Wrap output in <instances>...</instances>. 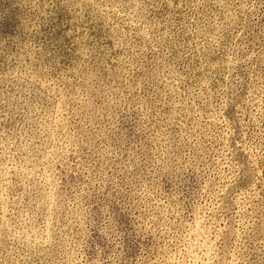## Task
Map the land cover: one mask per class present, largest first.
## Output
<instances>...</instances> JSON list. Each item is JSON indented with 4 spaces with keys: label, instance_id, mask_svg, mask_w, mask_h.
Wrapping results in <instances>:
<instances>
[{
    "label": "rangeland",
    "instance_id": "374dc122",
    "mask_svg": "<svg viewBox=\"0 0 264 264\" xmlns=\"http://www.w3.org/2000/svg\"><path fill=\"white\" fill-rule=\"evenodd\" d=\"M0 264H264V0H0Z\"/></svg>",
    "mask_w": 264,
    "mask_h": 264
}]
</instances>
